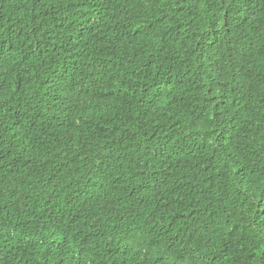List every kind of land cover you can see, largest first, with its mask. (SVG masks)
Instances as JSON below:
<instances>
[{
	"label": "trees",
	"instance_id": "16d2710c",
	"mask_svg": "<svg viewBox=\"0 0 264 264\" xmlns=\"http://www.w3.org/2000/svg\"><path fill=\"white\" fill-rule=\"evenodd\" d=\"M0 264H264V0H0Z\"/></svg>",
	"mask_w": 264,
	"mask_h": 264
}]
</instances>
